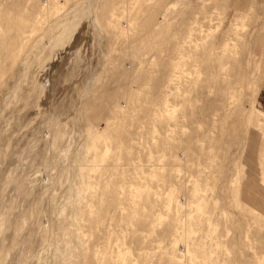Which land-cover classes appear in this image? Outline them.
Returning <instances> with one entry per match:
<instances>
[{"label":"rangeland","instance_id":"obj_1","mask_svg":"<svg viewBox=\"0 0 264 264\" xmlns=\"http://www.w3.org/2000/svg\"><path fill=\"white\" fill-rule=\"evenodd\" d=\"M0 264H264V0H0Z\"/></svg>","mask_w":264,"mask_h":264}]
</instances>
